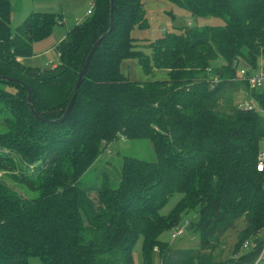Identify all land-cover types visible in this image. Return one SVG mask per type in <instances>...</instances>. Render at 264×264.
Masks as SVG:
<instances>
[{"label": "trees", "instance_id": "obj_1", "mask_svg": "<svg viewBox=\"0 0 264 264\" xmlns=\"http://www.w3.org/2000/svg\"><path fill=\"white\" fill-rule=\"evenodd\" d=\"M168 1L225 24L168 32L145 54L132 36L147 26L142 0H114V27L93 54L69 116L54 123L32 113L20 81L31 88L39 117L60 119L93 44L109 29L110 0H94L89 17L57 44L58 63L44 71L18 58L32 56L33 44L62 17L31 12L12 32V0H0V75L19 80L0 79V169L17 170L14 178L32 193L0 180V264H31L32 257L41 264H134L140 237L144 264L156 257L159 264H256L264 247V169L257 168L264 86L251 87L257 106L227 109L225 102L235 86H251L247 75L264 70V0ZM127 58L148 75L164 69L168 77L132 81L120 69ZM57 84L59 92L50 90ZM120 139L150 140L156 159L125 156L118 187L104 171L85 184ZM175 193L181 201L162 214ZM189 210L199 215L188 221L199 246L163 241ZM240 218L246 225L231 255L217 258L211 250Z\"/></svg>", "mask_w": 264, "mask_h": 264}, {"label": "rangeland", "instance_id": "obj_2", "mask_svg": "<svg viewBox=\"0 0 264 264\" xmlns=\"http://www.w3.org/2000/svg\"><path fill=\"white\" fill-rule=\"evenodd\" d=\"M93 4L94 0H12L13 11L10 24L12 32L31 12L36 10L53 12L60 15L63 19V24H55L48 37L33 44V55L23 57L22 64L27 67L40 69L41 71L48 69L46 66L47 63L57 64L59 56L55 47L70 28L89 17L88 10L92 9ZM142 4L146 13L147 26H136L132 30V36L136 39L138 49L142 50L145 54H150L152 52L150 45L152 42H155L168 32L180 31V28L185 26H223L225 24L224 18L221 17H194L185 8L168 0H142ZM224 62H226L224 59H219V61H217L218 64ZM242 65L247 66L244 62ZM120 69L121 72L132 81H153L167 79L168 77L167 72L164 69H155L152 74H146L136 58L122 60ZM251 71L254 72V69H251ZM4 88L12 91L15 90L13 87L5 85ZM59 88L61 87L57 84L56 86H53V88H50V90L52 89L54 92H59ZM252 90L253 88L249 85L246 86L243 84L235 86L228 91L227 100L229 104L225 102V107L231 109L232 106L243 105L245 107L250 104L257 106V103L251 96ZM108 149L112 151V153L105 154V157L103 158L104 161H98L89 169L83 177V182L85 184H96L102 180V172L104 171L109 174L110 186L118 187L120 183L122 160L125 156H133L150 161L156 159L153 144L148 139L124 141L120 139L115 143L110 144ZM263 150L264 142L261 152H263ZM18 174L19 172L17 170H13L11 166L6 164L0 169V180H4L21 194L26 195L27 193L29 196H32V193L27 191L24 185L14 178V176H18ZM92 197H95V194H92ZM182 197L183 195L181 193H175L161 209V213L168 215L181 201ZM198 217L199 215L195 210L185 211L181 214L177 226L183 225L186 221L196 222ZM245 223L244 218L238 219L233 227L220 236L217 244H221V246L211 250L217 258L226 259L231 255L232 247L237 242L239 231L245 227ZM177 226L171 230L165 231L161 235V239L169 242L173 247H197L200 238L198 233L195 230H191V228L184 229L176 238L172 237V232L177 230ZM187 227H189V225ZM142 241L143 238L140 237L134 246V264H144L142 256ZM32 258H30L32 264H41L37 258ZM154 262L157 264V257ZM262 263L264 264V258Z\"/></svg>", "mask_w": 264, "mask_h": 264}, {"label": "water", "instance_id": "obj_3", "mask_svg": "<svg viewBox=\"0 0 264 264\" xmlns=\"http://www.w3.org/2000/svg\"><path fill=\"white\" fill-rule=\"evenodd\" d=\"M113 27H114V0H110V26H109V29H108V31L106 33H104L102 36H100L96 40V42L93 44V46H92V48H91V50H90V52H89V54H88V56L86 58L85 64H84V66H83V68H82V70H81V72L79 74V77H78V80H77V84H76L74 93L72 95V98H71L68 106L66 107V110H65L63 116L60 119L54 120V121H48L46 119H42L41 117H39L38 114L36 113V111L34 109V106H33V103H32V90H31V88L26 83L20 81V83L23 86H25L27 88V90H28V104H29V107H30L32 113L36 117L40 118L43 121L54 122L55 123V122H62L69 116V114H70V112L72 110V107L74 105V102L76 100V97H77V94H78V90L80 89V87L82 85L84 76L86 74V71H87L88 66L90 64V61L92 59V56L95 53V51L97 50V48L99 47V45L101 44V42L104 40V38L112 31ZM0 79L19 82V80L13 79V78L8 77V76H1L0 75ZM190 228H191V225L188 227V229H190Z\"/></svg>", "mask_w": 264, "mask_h": 264}, {"label": "built area", "instance_id": "obj_4", "mask_svg": "<svg viewBox=\"0 0 264 264\" xmlns=\"http://www.w3.org/2000/svg\"><path fill=\"white\" fill-rule=\"evenodd\" d=\"M93 8H94V4L92 5V9L88 10V14L92 13ZM241 74H246V71L244 69H242ZM246 77H247L251 87L258 88V87L264 86V70H263V68H261V70L259 72L251 74V75H247ZM257 168L260 171H262L264 169V150L259 155ZM187 226H188V221H186L183 225L176 227L177 230H174L172 232V237L176 238L177 236H179L183 232V230L187 228ZM245 245H247V244H245ZM263 258H264V247L262 249V252H261L259 258L256 261V264L258 262L262 261Z\"/></svg>", "mask_w": 264, "mask_h": 264}, {"label": "crops", "instance_id": "obj_5", "mask_svg": "<svg viewBox=\"0 0 264 264\" xmlns=\"http://www.w3.org/2000/svg\"><path fill=\"white\" fill-rule=\"evenodd\" d=\"M36 11H40V10H36ZM36 11H33V12H36ZM40 12H48V11H40ZM64 37H65V35H64ZM64 37H63V38H64ZM63 38H62V39H63ZM62 39H61V40H62ZM59 42H60V41H59ZM55 48H56V47H55ZM18 60L22 63V61H23V57H19ZM198 246H199V244H198ZM198 246H197V247H198ZM197 247H188V248H197ZM32 259H33V258H32ZM38 261H39V260H38ZM30 262H31V261H30ZM31 264H32V262H31ZM157 264H159V262H157Z\"/></svg>", "mask_w": 264, "mask_h": 264}]
</instances>
